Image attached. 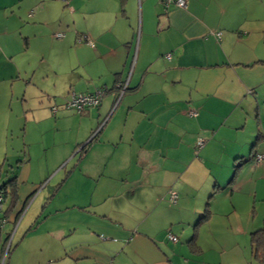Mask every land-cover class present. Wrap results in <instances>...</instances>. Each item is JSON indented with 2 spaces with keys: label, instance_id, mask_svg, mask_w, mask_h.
Returning a JSON list of instances; mask_svg holds the SVG:
<instances>
[{
  "label": "crops",
  "instance_id": "crops-1",
  "mask_svg": "<svg viewBox=\"0 0 264 264\" xmlns=\"http://www.w3.org/2000/svg\"><path fill=\"white\" fill-rule=\"evenodd\" d=\"M185 3L70 0L57 40L61 0H0V141L14 137L17 117L25 145V159L10 165L18 202L0 223L5 264H238L230 257L242 259L235 250L244 242L254 259L263 196L236 182L251 162L232 175L235 159L264 138V0ZM99 90L107 92L97 108L62 109L69 93ZM40 97L61 109L59 136H72L52 143L60 178L41 198L40 218L22 225L20 212L46 187L30 177L32 149L43 143L29 135L53 123ZM6 146L0 163L10 161ZM262 163L251 170L260 179Z\"/></svg>",
  "mask_w": 264,
  "mask_h": 264
},
{
  "label": "rangeland",
  "instance_id": "rangeland-1",
  "mask_svg": "<svg viewBox=\"0 0 264 264\" xmlns=\"http://www.w3.org/2000/svg\"><path fill=\"white\" fill-rule=\"evenodd\" d=\"M67 2V3H66ZM70 0H61V3H63V15L65 16V18H61L57 21V28L61 27V31H58L60 34H62L63 36H65L64 33V24L66 22L69 21L68 16L65 14V11H67V5H69ZM67 4V5H66ZM25 6V4H24ZM59 15V14H58ZM67 20V21H66ZM61 21V23H60ZM73 19H71V23H73ZM82 21H77V25H81ZM59 29V28H58ZM52 33H55L54 31ZM57 35V34H56ZM63 38V37H62ZM62 38H57L54 35V39H62ZM48 61H44V65L45 67H47ZM46 72H50L49 68H46ZM52 72V71H51ZM67 77V76H66ZM47 82L49 84V86H53V82H55L53 76L47 77ZM5 85H8V83H6ZM8 91V86H6V91ZM41 97L39 98L38 103H45V105H47L48 107V113H49V117L50 119L53 121V123L49 120H46V122L44 123L43 126H41V133L40 136H35V133H30L29 135V142L33 139L34 141H42V146H40L39 148H37V146H35L32 150L35 151L32 160H30V173H31V182L36 183V185H39V182H43L44 184H42L40 191L45 187V190L43 189L42 191H45L41 197L39 198V200H37L39 191L31 198V200L29 201V203H27L25 210L23 211V213L19 216V223L22 222L23 223L30 221L33 222L37 219H39V214H40V208H41V204H43L42 201V197L44 198L46 195V193H48L50 187H53L55 182H58V179L60 178V176L56 175V165L53 162L52 159H49V156L51 154V150H52V143L54 141L56 142H60L61 140L59 138H63L65 141H69L71 142V136L72 133H62L63 136H59V128L54 122L57 121V119H59L58 115L60 113V107L55 106L56 104H54L53 99H48L45 98L44 101H40ZM51 107V108H50ZM56 107L57 109V114L54 116L52 114V109ZM63 110L66 111V109L62 108ZM68 111V110H67ZM71 113V112H69ZM73 113V112H72ZM72 115L75 116V113H73ZM73 120H69V126L73 125ZM23 120L18 119L17 117L14 118V126L16 128L14 137L12 139H8L9 141H5L2 142L0 141V151L3 149L1 147L6 146L8 147L7 152H8V159L10 160L5 161L4 163H0V167L3 166V174L1 173L0 175V181H5L6 177L8 176V174L10 175L12 173V170L10 168L11 166L16 167V161L19 159H25L24 158V151H25V145H24V139H23V135L22 132L20 131L21 128H23ZM67 125V126H68ZM2 131L3 128L0 125V140L3 141V139H1L2 137ZM43 132V133H42ZM69 132V131H68ZM4 143L6 145H4ZM50 146V147H49ZM264 144L259 146L258 148L255 149L256 153H260L263 152L264 148ZM12 148V149H11ZM32 148V147H31ZM74 150V149H73ZM11 151L14 152V154H10ZM73 158V157H72ZM79 158V153H77V157L76 159L69 164L68 166V170H70L73 166H74V162ZM27 159V158H26ZM255 162V161H254ZM264 163V162H263ZM262 163V164H263ZM63 166V165H62ZM255 167L254 163L248 164L245 167V172L244 173V177L242 176L241 172L238 175V179L236 182L240 183V181L242 180V185L244 187V191H248V192H253L256 193V195L258 196V198L262 197V200H264V179H260L259 175L256 174L255 172H251V170H253V168ZM54 178V179H53ZM41 180V181H40ZM262 204H264V201L262 202ZM245 243V242H244ZM244 243L242 245H240V247H238L237 251H240L239 254H242L241 256L242 259L240 260V257L238 259H236V257L234 256V252L231 254L230 257V261L229 262H235L238 264H256L254 259L252 258L251 255V250H250V246L249 245H245ZM238 255V254H237ZM223 258V257H222ZM3 261H0V264H3ZM223 261L225 262L224 258Z\"/></svg>",
  "mask_w": 264,
  "mask_h": 264
},
{
  "label": "trees",
  "instance_id": "trees-1",
  "mask_svg": "<svg viewBox=\"0 0 264 264\" xmlns=\"http://www.w3.org/2000/svg\"><path fill=\"white\" fill-rule=\"evenodd\" d=\"M56 37L62 38L63 35L57 34ZM77 41L79 42V38ZM89 43L90 42H88V45L92 46V44L91 43L89 44ZM106 92L107 91H104V94ZM70 94L71 93H69V95ZM69 95H68V98H69ZM64 105H63V108L65 109ZM97 107H94V108H97ZM54 109L56 110L55 112L53 111V109L51 110L53 115L57 112L56 107H54ZM87 109H89V108H87ZM69 111H73V110H69ZM261 141H264V138L262 137L261 134H259L256 137L255 142L252 144L249 154L246 157H240V158L235 159V161H234L235 164L233 165L234 171H233L232 177H234L235 172L238 169H240L242 166H244L245 164H248L250 162L255 164L254 161L256 160V157L261 155V154L256 153L255 149L257 148V144ZM263 161H264V158L260 161V163H258V165H260ZM231 180H232V178H231ZM17 190H18L17 176H16V172L12 170V173L10 175L8 174V176L6 177V180L0 182V195L2 198L1 202H0V211L1 212H2L1 205L6 204V207H4V210H3V217L4 218L0 219V223H3V222L5 223L6 218H8L9 214H11L12 211L14 210V208L16 207L17 202H18ZM22 212H23V210L20 212L19 216L21 215ZM210 214L211 213L209 210V205L207 203L204 210H203L202 215L199 217L198 221L193 226V234L187 243L188 246L192 249V252H196L195 245H196L197 230L200 227V225H202L208 221ZM7 241H8V239H6L4 241L2 240L1 229H0V258H3V256H4L3 264H5L7 257L9 255V252H10L9 245H8ZM251 244H252L253 256H254V260H255L256 264H264V233H263V230H257L251 234ZM5 249H6V253H5Z\"/></svg>",
  "mask_w": 264,
  "mask_h": 264
},
{
  "label": "built area",
  "instance_id": "built-area-1",
  "mask_svg": "<svg viewBox=\"0 0 264 264\" xmlns=\"http://www.w3.org/2000/svg\"><path fill=\"white\" fill-rule=\"evenodd\" d=\"M169 2L170 0H167V3ZM175 5L179 8H185L186 3H185V0H175ZM215 36L220 39V33H216ZM165 57L169 58V55H166ZM103 95H104V92L100 90L92 94H88V95L71 93L69 95L68 100L65 102L64 107L67 110H73V111L80 113L84 109L97 107L100 104ZM53 111L55 112L56 110L53 108ZM190 115L192 114L190 113ZM203 145H204V141L202 139L198 140L197 146L201 148L203 147ZM263 158H264V155L257 156L255 160V164L258 165V163H260V161ZM1 199L2 198L0 195V202H1ZM176 200H177L176 193L175 192L169 193V197H168L169 203L175 204ZM167 237L172 242L176 241L175 237H173L172 235H168ZM5 253H6V250H5ZM3 259H4V256L3 258H0V261H2Z\"/></svg>",
  "mask_w": 264,
  "mask_h": 264
}]
</instances>
